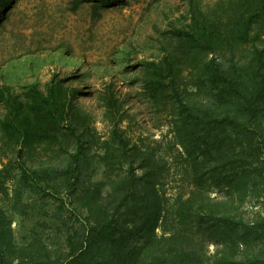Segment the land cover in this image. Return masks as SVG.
<instances>
[{
	"label": "trees",
	"instance_id": "16d2710c",
	"mask_svg": "<svg viewBox=\"0 0 264 264\" xmlns=\"http://www.w3.org/2000/svg\"><path fill=\"white\" fill-rule=\"evenodd\" d=\"M129 1L71 0V9L88 4L97 19ZM16 2L0 0V27ZM215 11L189 0L188 22L163 32L162 58L143 69L149 101L176 109L181 180L190 188L180 186L175 197L162 188L167 163L152 149L130 145L118 127V145L105 161L126 165L124 173L111 190L89 180L93 116L70 76L54 73L46 89L32 83L20 92L0 84V162L13 154L20 175L44 192L25 157L39 150L68 155L59 176L73 206L63 197L57 211L75 215L66 229L69 250L63 259L47 250L43 264H264V0H223ZM243 45L252 47L251 59L235 64ZM189 84L210 95L191 102L184 97ZM104 100L119 123L123 103L113 83ZM244 203L261 209L247 216ZM211 242L215 252L208 253ZM6 248L0 239V264H14L18 257Z\"/></svg>",
	"mask_w": 264,
	"mask_h": 264
},
{
	"label": "rangeland",
	"instance_id": "374dc122",
	"mask_svg": "<svg viewBox=\"0 0 264 264\" xmlns=\"http://www.w3.org/2000/svg\"><path fill=\"white\" fill-rule=\"evenodd\" d=\"M200 1L217 15L215 10L223 0ZM188 18L189 0H130L128 5L104 10L97 19L88 4L73 11L71 0H17L0 27V84L20 92L32 83L46 89L54 73L70 76L71 83L82 90L79 103L93 116L89 180L111 190L115 178L124 173L126 165L109 167L105 161L107 150L118 145L114 133L118 127L130 145L152 149L161 157L160 164L167 163L162 188L175 197L180 186L190 188L181 180L183 149L176 142V109L171 103L156 107L149 101L144 94L143 69L148 61L162 58L163 32L173 25L183 26ZM251 55L252 47L243 45L236 52L235 64H245ZM230 58L224 61L231 64ZM110 83L123 103L119 123L105 105L104 93ZM208 95L192 84L184 92L191 102ZM67 161L68 155L53 150L34 151L25 157L27 167L39 171L43 192L33 177L20 175L13 154L2 155L0 239L18 257L14 264H43L47 250L59 259L68 254L66 229L75 215L57 211L63 197L73 206L69 186L59 176ZM217 191L212 195L223 197ZM241 209L253 216L261 207L244 203ZM157 232L162 235L161 226ZM134 243L141 245L142 239ZM215 248L209 243L208 253Z\"/></svg>",
	"mask_w": 264,
	"mask_h": 264
}]
</instances>
